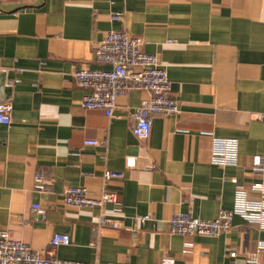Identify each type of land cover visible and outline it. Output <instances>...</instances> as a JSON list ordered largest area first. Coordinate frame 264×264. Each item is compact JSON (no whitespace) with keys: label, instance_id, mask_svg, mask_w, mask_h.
<instances>
[{"label":"crops","instance_id":"0c3cea01","mask_svg":"<svg viewBox=\"0 0 264 264\" xmlns=\"http://www.w3.org/2000/svg\"><path fill=\"white\" fill-rule=\"evenodd\" d=\"M114 30L141 38L173 81L180 113L155 116L147 140L133 128L148 91L120 96L113 117L81 106L88 90L73 74L110 68L94 49ZM0 102L13 106L0 124V232L35 250L67 233L53 255L83 262L264 264V251L250 258L264 243V209L236 213L218 236L169 228L174 212L210 220L262 198L264 0H0ZM216 139L228 140L233 164L213 162ZM107 170L124 177L106 181ZM68 186L114 191L106 209L118 227L102 225L98 207L66 206Z\"/></svg>","mask_w":264,"mask_h":264},{"label":"built area","instance_id":"2783aa9c","mask_svg":"<svg viewBox=\"0 0 264 264\" xmlns=\"http://www.w3.org/2000/svg\"><path fill=\"white\" fill-rule=\"evenodd\" d=\"M115 19L121 18L117 13ZM94 58L100 64L110 68H80L74 72L78 85L87 93L81 100L82 108L86 110H103L109 117L114 116L117 101L129 91L145 90L150 93L138 106L134 118V135L147 140L151 134L153 119L157 115L176 116L180 113L178 99L173 92V81L159 58L144 50V41L129 35L126 31L114 30L108 32L94 49ZM12 109L10 102H0V124L12 123ZM264 120V113L259 114ZM89 145H98L102 142L94 139L85 141ZM232 152L228 149V140L216 139L213 148V162L228 165L235 162L228 156ZM235 151H233L234 153ZM133 160L129 166H134ZM254 170L264 174V162L261 156H256ZM124 173L107 170L104 179L123 178ZM49 182L43 172L36 175V188L46 190ZM261 193V200L248 201L244 206L234 210L222 209L215 219H202L191 212H174L169 219L170 232L179 235L218 236L232 227L236 213L248 215L249 207L264 209V184L255 188ZM63 203L71 207H98L101 209L100 222L102 225L118 227V222L109 218L108 204H118L117 194L114 191L104 190L100 197H93L84 186H68L62 194ZM37 213L44 214L40 204L33 205ZM148 216L143 217L147 219ZM261 221V218H257ZM71 242L69 234L57 233L51 240L49 249L35 250L27 243L13 239L8 231L0 232V264H102L99 262H83L69 259H59L53 255V250L60 245ZM95 244V242H93ZM264 251V243L250 256L256 260L260 252ZM236 256L235 252L231 253ZM167 264H172L168 262Z\"/></svg>","mask_w":264,"mask_h":264}]
</instances>
